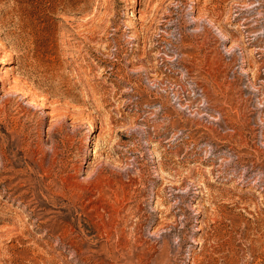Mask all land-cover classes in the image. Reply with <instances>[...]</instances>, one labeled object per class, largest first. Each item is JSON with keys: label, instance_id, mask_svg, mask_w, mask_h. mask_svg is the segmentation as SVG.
Segmentation results:
<instances>
[{"label": "rangeland", "instance_id": "obj_1", "mask_svg": "<svg viewBox=\"0 0 264 264\" xmlns=\"http://www.w3.org/2000/svg\"><path fill=\"white\" fill-rule=\"evenodd\" d=\"M3 57L0 264H264V0H0Z\"/></svg>", "mask_w": 264, "mask_h": 264}, {"label": "bare ground", "instance_id": "obj_2", "mask_svg": "<svg viewBox=\"0 0 264 264\" xmlns=\"http://www.w3.org/2000/svg\"><path fill=\"white\" fill-rule=\"evenodd\" d=\"M9 63V61L7 60V59H5V57H3V58H1V60H0V64H1V68H3L2 67V65L4 66V65H6V64H8ZM0 73H2L1 71H0ZM3 77L4 76H2V77H0V80L1 79H3ZM94 128H93V126H92V124L90 125V130H93ZM91 138V135H88L87 136V138L83 141V144L84 145H87L88 144V140Z\"/></svg>", "mask_w": 264, "mask_h": 264}]
</instances>
